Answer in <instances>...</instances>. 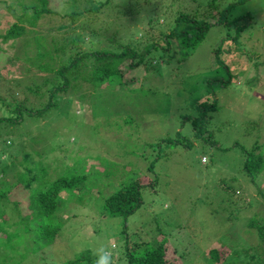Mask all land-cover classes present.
<instances>
[{"label": "rangeland", "instance_id": "rangeland-1", "mask_svg": "<svg viewBox=\"0 0 264 264\" xmlns=\"http://www.w3.org/2000/svg\"><path fill=\"white\" fill-rule=\"evenodd\" d=\"M96 1L102 0H51L53 14L37 24L56 19L59 22L53 29L35 34L27 28L28 41L0 42V106L2 99L12 102L10 96L18 92L29 109H41L47 91L40 84L46 86L47 81L35 71L41 65H67L65 62L76 55L70 51L66 58L62 55L65 43L53 42L59 36H71L72 27L76 28L75 37L86 38L102 49H84L81 54L104 51L115 57V53L123 52L118 39L115 47L118 34L125 44L146 43L152 35L158 38L163 28L167 32L175 28L179 9L203 19L211 0H114L105 9L106 15L100 8L86 9ZM15 2L0 0V35L6 33L8 23L17 22L12 15ZM218 2L222 7L238 3L233 9L236 18L254 15L251 33H256L244 47L230 39L228 23L211 27L205 39L192 46V34H185L178 44L161 46L159 42L152 47L143 63L127 73L133 80L120 83V76L115 75L114 87L106 83L94 90L80 88L88 86L84 78H92L93 69H81L79 63L71 73L73 86L65 90L66 94H58L56 108L35 113L32 118H19L25 121L20 125H0V151H19L25 144L37 161L42 159L49 166L57 159L59 168L42 169L51 176L50 181L62 176L72 163L83 161L85 154L89 166L100 163L108 169L117 165L124 170L120 181L145 175L156 179L143 190V202L127 220L104 217L102 206L114 190L112 184L82 188L58 208V235L49 245L35 236V231L26 230L25 223L9 225L12 228L7 238L0 239V264H93V253L102 248L110 250L115 264H130L129 255H143L164 239L168 264H209L208 253L215 246L228 250L214 262L225 264L232 259L226 257L229 247L239 252V258H245L247 249L259 243L256 236L246 232V225L252 218L264 224L260 200L264 171L252 179L245 164L251 153H264V0ZM125 8L130 13L120 15L119 9ZM81 11H88L82 20L75 15L72 19L71 14ZM96 17L102 22L99 26L94 23ZM216 48L227 65L217 63ZM15 54L22 58L11 60ZM58 54L61 56L56 57ZM230 57L234 59L231 62ZM34 84L39 88L29 93ZM24 95L32 97L30 105ZM201 102L209 107L202 122L205 142L186 119L199 116ZM213 103L217 108H211ZM3 115L0 107V117ZM204 156L206 162L202 161ZM151 165L154 171L147 173ZM22 191L17 197L25 215L30 212L29 199ZM10 208L17 211L14 203L7 204ZM75 208L79 215L73 217L70 212ZM6 227L2 219L0 228L5 231ZM113 244L118 245L115 251ZM259 250L262 252L261 247Z\"/></svg>", "mask_w": 264, "mask_h": 264}, {"label": "trees", "instance_id": "trees-1", "mask_svg": "<svg viewBox=\"0 0 264 264\" xmlns=\"http://www.w3.org/2000/svg\"><path fill=\"white\" fill-rule=\"evenodd\" d=\"M64 1L67 2L68 0ZM123 1L124 0H120L119 3H123ZM218 1L219 0L210 1L208 5L210 8L206 11L204 16L201 17L203 19L200 20L190 17L193 16L192 13H187L181 11L180 9L177 10L175 15L179 14V16L176 19L175 28H173L172 30L169 28V32L164 31L163 28L161 31L163 32V35H161V32L158 33V38L152 35L151 41H148L146 43H141L139 41L133 43L131 41H127L125 44V42L122 41V37H120L118 34L115 40V47H117L118 39L120 42L119 45L123 49V52L117 54L115 53V57L109 55V53H105L104 51L95 52L94 54H81L84 49H102H100L96 44L92 45L91 43H89L86 38L81 39V36L75 37L74 35L76 33V28L72 27L74 33L71 36H59V39H54L53 42L57 45H60L63 42L65 43L64 47L66 48V50L64 49L65 51H62V55H64L66 58L68 56V52L70 51H75L76 55H73L72 59H70L68 62H65L67 65H60L58 63L55 68H51V64L46 66L41 65L37 67V71H35L42 73V78L47 81L46 86L40 84L42 88L46 87V103L43 106L39 107L41 109L34 111V109H29V106H27L23 102V100H20V98L22 97L21 93L17 92L18 95L10 96L12 102L9 103H7L4 98L2 99V104L0 106L4 112L3 117H0V125L8 124L10 126L13 123L15 125H20L21 122L24 123L25 121H20L19 118H24L26 116L32 118L35 113L41 114L44 111L46 112L52 108H56L59 105L58 94H66L67 91L65 90L73 86L74 81L71 73L74 72V68H76L79 63L81 64V69L85 67L93 69V77L90 79L84 78V81L88 83V86H82L80 88L94 90L95 88L101 87L106 83L108 84V86L114 87L115 75L120 76L121 80L117 81L120 83H128L130 80H133L131 78H127V73L136 69L143 63L145 56L151 51L152 47L157 46L159 42L160 44H162L161 46H170L174 43L178 44V42L184 38L185 34L188 36L189 34H192L189 40V45L192 46L196 42H201L202 40H204L211 27L219 26L221 24L225 25L226 23H228V30L232 31L230 39L242 43V46L244 47L247 43L250 42V40L254 39V35L256 33H251L253 30L252 23L254 15L248 13L243 17L240 16L239 18H236L233 14V9L236 5H238V3H228L227 6L222 7L223 3ZM111 2L115 1H96L93 6L88 8L86 7V9H88L89 11H93V9L91 8H94L95 10H98L100 8L104 10V14L106 15L105 9H107ZM15 6L17 8H13ZM12 8L14 9L12 11L13 19H15L17 22L8 23V25L6 26V33L4 35H0V42L2 43H7V41L9 40L28 41L29 35H27V28H32V31H35V34H41V32L44 31L45 28L51 30L53 29V25L59 22L55 19V21H51L52 24L51 22H43L41 24H37L40 19L53 14V10L51 8V0H17V2L12 5ZM2 9L4 10L5 8ZM6 10L8 11L9 8H6ZM17 11H19L20 14H18ZM86 12H75L71 14V17L73 19V16L75 15V17H81L82 20V17L86 16ZM119 13L120 15H125L126 13L130 12L125 8L119 9ZM56 17H58V15ZM211 18H213L214 20H212ZM51 19H53V17ZM153 21H155V19H153ZM94 23H97V26H99L98 24H102L99 17H96L94 19ZM81 24L80 27L82 29L85 26ZM61 29L62 28H60L58 32H60ZM36 36L35 39L37 38ZM214 52L216 55L215 59L217 63L226 64L224 58H221L219 57V55H217V53H219V49L216 48ZM138 53H142L143 58H139L140 55ZM58 56L61 55H56V57ZM17 57L22 58V56L15 54L13 59L11 57L10 59L15 60ZM229 59L230 62L234 60L232 59V57H230ZM49 72L52 73L51 76L47 75ZM59 76L62 79L61 83L59 82V84H57V82L60 80ZM227 83L229 82L224 81L223 84ZM35 88H39V85L34 84L30 89H28V92L33 93V90ZM24 96L30 105L32 103L30 101L32 100V97L28 95ZM200 104H202V111L199 113V116L192 119H186L191 121L193 129L202 136L205 142L207 139L203 137V132L205 131L203 130L204 123L202 124V122L205 120L206 113L209 110V107L207 102H201ZM211 108H217L215 106V103L212 104ZM209 135L213 136V132L211 131ZM1 139L2 136H0V141ZM4 141L7 143L9 140L4 138ZM212 142L215 144L214 141ZM87 155L88 154L82 156L84 159L83 161L80 162L79 160H77L78 163H72L70 167H67L66 172L62 173L63 175L58 179L50 181L48 178H51V176L42 169L49 168L53 170L55 168H59L57 159L55 161H52L49 166V163L45 162L42 159V162L37 161L35 155L28 151V146L25 144L20 145L19 151L14 150L12 152H8L7 149L1 150L0 221L3 219V223L8 225V227L5 228V231L0 228V239L1 237L3 239L7 238V233L12 228L9 225L19 222L21 224L25 223L26 225H28L26 226V230L35 231V236H39L41 239H45L46 245L52 244L55 237L58 235L59 227L56 225V213L58 208L61 206L64 200L68 199L69 197L74 198V196H77L78 193H81L83 189L86 188V190H90L93 186L94 188H97L99 185H113V192L111 193V195L106 197L105 203L102 206V212H106V215L104 217L122 216L127 220V218L131 214L135 213L143 202V190L146 189L149 185H153L156 179L149 180V176L145 175L143 177L133 178L129 180L124 179L120 181V179H123L124 177L122 176L124 170L120 171L117 165H114L113 167H110L108 169L100 163H94L93 165L89 166L87 164ZM28 159L29 161L27 162ZM95 161L98 160L95 158ZM245 168L250 173L252 179H255L257 175L264 171V153H251L247 158ZM149 171H154L152 165L149 166V170H147V173ZM115 182L117 188L116 191ZM34 184H36V187H34ZM20 189L21 191L24 190L22 191L23 194L27 193V197L29 199L27 208L30 212L25 215L22 214V209L24 208V206L22 209H20L22 200L20 201L17 197L19 196L17 192L20 191ZM26 189L32 192L31 195H29V192L26 191ZM64 193L67 194V196H64ZM260 200L264 205V194ZM8 203H14L17 211L14 212L13 210H11V208L7 209ZM70 215L76 217L77 215H79V213L75 208L74 211L70 212ZM67 218H69V216H67ZM246 226V232H250L254 236H256V239H258L259 243H257L254 248L247 249L248 253H244L245 258L241 256L239 258V252L235 253L236 251L233 252L229 247V254L226 257L228 259L229 257L232 259L227 261L225 264H231L232 262L233 264H264V224H259L255 219L252 218ZM2 231L4 232L2 233ZM166 241L167 240L164 239L161 242H157L156 247L149 249L143 255L136 257H133V255H131L130 257L129 255L130 264H168L169 260L166 258V256L168 255V247ZM259 247L262 248V252L259 250ZM2 248L0 246V249ZM227 253L228 250L227 252H225L224 248L222 250H218V247H212L208 253L209 264H215V260H218L219 257L221 258L222 254Z\"/></svg>", "mask_w": 264, "mask_h": 264}, {"label": "clouds", "instance_id": "clouds-1", "mask_svg": "<svg viewBox=\"0 0 264 264\" xmlns=\"http://www.w3.org/2000/svg\"><path fill=\"white\" fill-rule=\"evenodd\" d=\"M204 158L207 160V158L204 156L202 158V161L206 162ZM117 248H118V245L116 244H113L111 246V249L113 251H115ZM93 254L96 257V259L93 261V264H115V260L110 250H108L107 248L98 249Z\"/></svg>", "mask_w": 264, "mask_h": 264}, {"label": "built area", "instance_id": "built-area-1", "mask_svg": "<svg viewBox=\"0 0 264 264\" xmlns=\"http://www.w3.org/2000/svg\"><path fill=\"white\" fill-rule=\"evenodd\" d=\"M205 159V158H204Z\"/></svg>", "mask_w": 264, "mask_h": 264}]
</instances>
